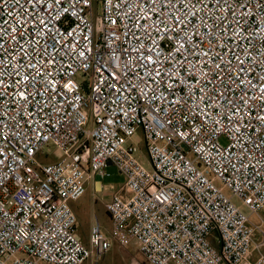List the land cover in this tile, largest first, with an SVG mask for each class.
<instances>
[{"label": "built area", "instance_id": "2783aa9c", "mask_svg": "<svg viewBox=\"0 0 264 264\" xmlns=\"http://www.w3.org/2000/svg\"><path fill=\"white\" fill-rule=\"evenodd\" d=\"M262 210L264 0H0V264H264Z\"/></svg>", "mask_w": 264, "mask_h": 264}, {"label": "rangeland", "instance_id": "374dc122", "mask_svg": "<svg viewBox=\"0 0 264 264\" xmlns=\"http://www.w3.org/2000/svg\"><path fill=\"white\" fill-rule=\"evenodd\" d=\"M98 11H100V5H97ZM139 138H142L141 134H138ZM136 136V139L139 138ZM222 141L224 142L225 139L223 138ZM144 142H140V145L142 148H144ZM42 159L43 161H49L51 159L50 155L48 153H43L42 154ZM107 171L109 172L108 175L105 177L97 174L96 178L99 179L102 183H105L107 186L103 187V192L100 194V197L105 198L111 196L118 188L119 186L123 183V175L118 169V166L116 164H109L107 166ZM224 192L227 195H231V189L229 187H226L224 189ZM232 200L236 204H240V200L232 196ZM81 201L84 207H86L89 211H91L90 208V202L88 200L87 194L82 193L81 194ZM107 214V213H106ZM107 219L105 218L102 221H99L101 226L105 227L108 229L110 227V221L108 215ZM83 223L85 225H89L88 218L83 215ZM264 219V211L262 210L261 213H252L250 214V219L251 222L256 224L260 221V219ZM255 242L252 243V246H254L255 253H258L259 250L264 252V246H260L259 248L257 247L260 242L264 241V233H262L260 230H257L255 234ZM83 264H150L145 257V255L135 246L132 244H128V246L118 244L116 242L113 243V246L110 250H108L106 253L102 255L95 254L92 258L89 260L85 261Z\"/></svg>", "mask_w": 264, "mask_h": 264}, {"label": "crops", "instance_id": "0c3cea01", "mask_svg": "<svg viewBox=\"0 0 264 264\" xmlns=\"http://www.w3.org/2000/svg\"><path fill=\"white\" fill-rule=\"evenodd\" d=\"M105 183H102L96 176L89 181V186L87 189V197L90 202L91 211H89L80 200H72L71 205L74 211L77 214L78 223H77V231L79 236L85 241L89 242V234H90V227L93 222H99L107 219L108 214H106L105 210V200L109 197L102 198L100 194L103 192V187H106ZM83 215L88 218L89 225H85L83 223ZM109 217V216H108ZM110 221V218H109ZM111 225V222H110ZM104 227V226H103ZM105 228V227H104Z\"/></svg>", "mask_w": 264, "mask_h": 264}, {"label": "trees", "instance_id": "16d2710c", "mask_svg": "<svg viewBox=\"0 0 264 264\" xmlns=\"http://www.w3.org/2000/svg\"><path fill=\"white\" fill-rule=\"evenodd\" d=\"M107 213V212H106ZM109 216V215H108Z\"/></svg>", "mask_w": 264, "mask_h": 264}]
</instances>
